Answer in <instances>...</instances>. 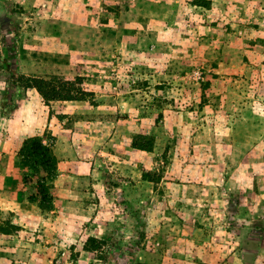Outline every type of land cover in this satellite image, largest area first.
<instances>
[{
	"label": "rangeland",
	"instance_id": "1",
	"mask_svg": "<svg viewBox=\"0 0 264 264\" xmlns=\"http://www.w3.org/2000/svg\"><path fill=\"white\" fill-rule=\"evenodd\" d=\"M209 2L0 0V146L18 143L26 107L10 117L35 97L111 184L133 181L132 160L156 181L1 214L0 264H264V0ZM21 74L82 76L94 94L46 104ZM16 159L0 147V174ZM90 236L106 243L88 250Z\"/></svg>",
	"mask_w": 264,
	"mask_h": 264
},
{
	"label": "crops",
	"instance_id": "2",
	"mask_svg": "<svg viewBox=\"0 0 264 264\" xmlns=\"http://www.w3.org/2000/svg\"><path fill=\"white\" fill-rule=\"evenodd\" d=\"M64 101L68 103L66 105H76V103L80 102V100ZM25 107L26 113L22 114V110ZM34 107L35 97H32V99L25 98L20 102L19 107L13 111L10 117L14 118L18 114L24 116L21 119L22 127L19 124L20 128L14 129L18 131V143L12 145L6 142L1 144L0 147L7 153L12 154L15 152L16 155L28 135H44L46 129L56 135L54 141L51 143L54 153L58 158L57 174L51 182L55 206L52 211L64 212L66 205L75 203L74 195L71 194L72 192H126L125 185L131 179L120 178V182L111 184L110 175L112 171L109 166H105L104 164L99 165L98 161L92 160L91 158L95 157V154H93L94 151L91 152V149L87 145L76 144L75 131L71 125L51 123L54 119L49 117V112L47 116L44 114V117ZM63 111L66 112L67 110ZM132 148L137 150L136 146H132ZM89 155H92V157ZM129 162V166L134 168V174L129 173L126 175L132 177L133 181L130 182H134L133 187H136V185L141 186L143 183H150L154 185L155 189L156 181L144 177L141 162L137 160ZM137 170H139L138 173ZM8 171L11 172L0 174V182H2L0 186V215L3 214L4 216L5 213H15L14 216L18 217L22 214L23 209L40 214L41 217L43 214L47 215L48 211L43 210L38 202L31 201L29 198L31 192L22 177L25 167L21 164V161L14 160L13 166ZM166 182L171 184L176 183V181L170 180ZM173 188H175V185H173ZM132 191L136 192L137 189H132ZM138 192H142V189L138 190Z\"/></svg>",
	"mask_w": 264,
	"mask_h": 264
},
{
	"label": "trees",
	"instance_id": "3",
	"mask_svg": "<svg viewBox=\"0 0 264 264\" xmlns=\"http://www.w3.org/2000/svg\"><path fill=\"white\" fill-rule=\"evenodd\" d=\"M209 5V0H205ZM2 55V48L0 44V57ZM2 78L5 80L4 76ZM19 86L24 89H36L46 104L52 100H84L94 92L83 90L80 84L83 82L82 76H78L76 80H71L65 77L43 78L39 76H29L21 74L18 78ZM13 82L16 83L14 80ZM6 83L10 86V80L6 79ZM133 146L141 147L137 141ZM21 157V164L25 167L24 182L37 184V192L30 193V200L38 202L43 210H50L54 208V195L51 192V182L57 174L58 158L54 153L51 144H48L39 135H29L25 138L22 147L19 150ZM146 178L154 181L155 178L146 174ZM8 223H11V221ZM12 227H20L18 224H12ZM5 229L0 225V230ZM8 231L7 229H5ZM88 241L91 245L87 247L88 250H97L103 247L106 240L96 236H90Z\"/></svg>",
	"mask_w": 264,
	"mask_h": 264
}]
</instances>
